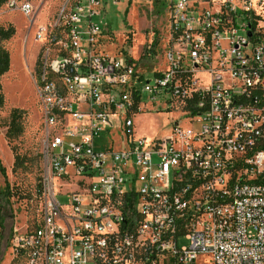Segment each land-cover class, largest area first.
<instances>
[{"label": "built area", "instance_id": "2783aa9c", "mask_svg": "<svg viewBox=\"0 0 264 264\" xmlns=\"http://www.w3.org/2000/svg\"><path fill=\"white\" fill-rule=\"evenodd\" d=\"M140 1L168 22L151 78L100 51L104 0H67L46 24L30 1L4 3L41 46L45 122L37 219L12 229L13 252L27 264H264V0ZM145 94L183 104L193 129L137 139ZM103 133L122 147L97 150Z\"/></svg>", "mask_w": 264, "mask_h": 264}, {"label": "rangeland", "instance_id": "374dc122", "mask_svg": "<svg viewBox=\"0 0 264 264\" xmlns=\"http://www.w3.org/2000/svg\"><path fill=\"white\" fill-rule=\"evenodd\" d=\"M28 1L40 9L37 22L46 24L54 21L67 0ZM114 1L117 0H104L101 6L106 37L99 49L112 57L131 58L137 71L151 78L153 72L162 71L166 66L164 53L168 22L164 7L160 3L147 4L140 0H118L117 4ZM99 20L100 18L95 19ZM9 27L14 28L15 34L9 40H0L11 57L10 71L0 78L5 97V104L0 108V162L6 170V176L0 172V190L9 185L14 193L18 192V196L12 200L13 217L0 230V264H27L13 252L10 231L14 227H31L37 219L40 203L37 190L44 168L42 149L45 122L42 105L35 90L33 71L41 46L34 40L29 20L18 12L9 11L2 4L0 28ZM184 108L183 104L177 102L168 104L162 99L152 101L145 94L142 111L133 116L135 137L147 138V141L165 139L172 134L177 123L184 129H193L194 124L187 120ZM14 109L26 111V117L23 121V134L10 144L6 133ZM111 140L116 143V149L122 147L117 134L110 137L103 133L97 138V150H104ZM14 148L27 159L24 170H13ZM71 189L74 187L65 186L62 190ZM58 199L62 204H68L70 198L59 196ZM6 210L9 213L8 207ZM189 244L185 237L180 238V247H187ZM200 264H209V259L201 258Z\"/></svg>", "mask_w": 264, "mask_h": 264}, {"label": "trees", "instance_id": "16d2710c", "mask_svg": "<svg viewBox=\"0 0 264 264\" xmlns=\"http://www.w3.org/2000/svg\"><path fill=\"white\" fill-rule=\"evenodd\" d=\"M7 0H0V6L4 4ZM15 34V30L13 27H9L7 29L0 28V40H9ZM11 67V57L9 52L1 45L0 41V78L7 74L10 71ZM5 104V97L3 94L2 85L0 83V108H2ZM26 117V111L20 109H14L10 115V123L8 125V130L6 133V138L10 144L16 141L24 132L23 121ZM43 150V149H42ZM43 159V154H42ZM27 159L25 156H21L14 148V165L13 170L16 172L20 169H25V163ZM0 172L2 175L6 176V170L2 166L0 162ZM42 180L43 174L40 179L39 188L37 190V198L40 199L42 194ZM18 196V192L14 193L13 190L10 189V186L7 185L5 188L0 190V230L2 231L7 224V220L13 217V199ZM8 207L9 213L6 210ZM13 229V228H12ZM12 229L10 233L12 232Z\"/></svg>", "mask_w": 264, "mask_h": 264}]
</instances>
